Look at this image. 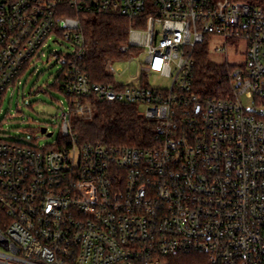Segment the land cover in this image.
Here are the masks:
<instances>
[{"label":"built area","instance_id":"1","mask_svg":"<svg viewBox=\"0 0 264 264\" xmlns=\"http://www.w3.org/2000/svg\"><path fill=\"white\" fill-rule=\"evenodd\" d=\"M132 23L115 83L84 66L85 14ZM64 77L61 139H0V264H264V10L234 0H0V113L8 92L48 42ZM247 43L230 88L194 85L203 47ZM140 84L115 80L135 61ZM168 88L148 84L150 76ZM242 97L250 104L245 105ZM137 106L153 145L82 144L73 116L95 104Z\"/></svg>","mask_w":264,"mask_h":264},{"label":"trees","instance_id":"2","mask_svg":"<svg viewBox=\"0 0 264 264\" xmlns=\"http://www.w3.org/2000/svg\"><path fill=\"white\" fill-rule=\"evenodd\" d=\"M264 10V0H234ZM83 19L86 36L84 66L94 83H115L105 66L108 61L124 58L121 47L128 43L132 23L112 14H85ZM230 68L212 65L208 51L203 47L196 55L194 85L203 95H225L230 88ZM64 77L60 73L51 87L65 95ZM95 116L90 121L76 117L73 128L82 144L104 143L112 146L146 148L153 145L155 124L145 118L137 106L127 104H95Z\"/></svg>","mask_w":264,"mask_h":264},{"label":"rangeland","instance_id":"3","mask_svg":"<svg viewBox=\"0 0 264 264\" xmlns=\"http://www.w3.org/2000/svg\"><path fill=\"white\" fill-rule=\"evenodd\" d=\"M219 45H222L220 41L213 40L212 48L208 51V60L212 65L218 67L230 65L236 68L245 64L247 49L245 41L227 44V54L213 51V48ZM56 51L67 52L64 46L54 44L50 40L47 47L40 52V58L36 57L31 61L22 77L8 92L0 113L1 140L40 147L53 146L60 141L62 102L64 110L67 111L68 100L64 94L51 87L62 68L52 57ZM134 57L135 61L132 63L126 61L114 63L118 73L115 75L117 82L125 85L142 82L140 63L144 61L145 54L141 52ZM147 83L160 88H168L171 84L170 80L155 75L150 76ZM242 99L245 105L250 104L244 97ZM75 118L76 116H73L72 120ZM43 129H47V133H53V136L43 134Z\"/></svg>","mask_w":264,"mask_h":264},{"label":"water","instance_id":"4","mask_svg":"<svg viewBox=\"0 0 264 264\" xmlns=\"http://www.w3.org/2000/svg\"><path fill=\"white\" fill-rule=\"evenodd\" d=\"M46 133H47V129H43V134H46ZM47 136L52 137L53 133H47Z\"/></svg>","mask_w":264,"mask_h":264}]
</instances>
